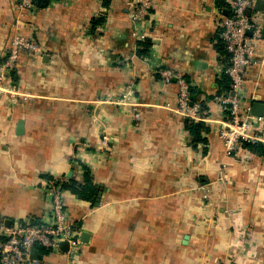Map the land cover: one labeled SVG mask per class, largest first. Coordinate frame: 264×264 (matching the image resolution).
<instances>
[{"label": "crops", "instance_id": "crops-1", "mask_svg": "<svg viewBox=\"0 0 264 264\" xmlns=\"http://www.w3.org/2000/svg\"><path fill=\"white\" fill-rule=\"evenodd\" d=\"M127 1L55 0L28 12L21 0H0V64L17 33L41 48L20 52L16 94L0 93V245L16 223L47 218L46 177L81 182L85 166L93 202L65 193L70 220L88 235L80 264H264V155L242 147L226 155L217 137L227 0H153L144 57ZM257 12L262 29L241 88L250 106H264V11L247 9ZM159 68L181 74L203 104L205 142L192 146L177 86ZM128 84L137 124L112 103ZM43 262L67 264L63 254Z\"/></svg>", "mask_w": 264, "mask_h": 264}, {"label": "built area", "instance_id": "built-area-1", "mask_svg": "<svg viewBox=\"0 0 264 264\" xmlns=\"http://www.w3.org/2000/svg\"><path fill=\"white\" fill-rule=\"evenodd\" d=\"M258 0H227L228 13L222 17L219 39L223 44L228 58L222 66V73L230 80V92L214 97L219 106L222 120L219 122L217 137L221 143L223 153L230 155L242 143L264 146V128L262 117L251 114V106L244 101L241 88L245 83L247 68L252 64L255 55L254 41L260 38L261 21L259 12L256 16L249 15L250 9ZM264 2V0H261ZM33 0H21L20 8L32 12L35 10ZM129 10V19L133 25L131 36L137 40L146 39L142 28L149 11L154 7L153 0H131L126 2ZM250 36V37H249ZM21 51L39 54L41 48L32 39L21 34H15L8 45L5 59L0 64V93L16 94V87L11 83L16 71ZM155 73L166 82L174 81L177 86V111L185 119L200 121V107L191 102L190 84L181 74L170 69L159 68ZM7 86L4 88L3 84ZM126 106L133 121L137 124L142 121V115L133 101V85H126L119 98L114 102ZM107 136H101V145L106 146ZM63 177L44 179V194L48 200V216L39 224L33 222L16 223L3 235L5 240L0 245V264H41L29 258L31 250L41 248L48 255L63 254L68 264H77L81 257L82 243L80 228L69 218L65 192L61 185ZM211 189V188H210ZM208 186L202 187V198L207 199L210 194ZM66 243L65 252L60 250L61 244Z\"/></svg>", "mask_w": 264, "mask_h": 264}, {"label": "trees", "instance_id": "trees-1", "mask_svg": "<svg viewBox=\"0 0 264 264\" xmlns=\"http://www.w3.org/2000/svg\"><path fill=\"white\" fill-rule=\"evenodd\" d=\"M52 1L55 0H33V5L35 9H44L46 8ZM221 1V0H220ZM140 48L137 52V55L140 57H144L148 53V48L150 46V43L148 40H143L140 42ZM217 52L220 54V56L223 57L224 62H226L228 58V54L225 52V49L223 47V44L221 43L220 39L218 38V44L216 46ZM217 86H218V92L216 96H219L222 93L230 92V80L229 78L222 73L220 78L217 80ZM190 92L191 88H190ZM191 101L193 102V92L191 93ZM203 104H200V110H199V116L203 117ZM184 129L186 130L189 137H191V144L193 147L197 143H203L205 142V139L203 137L204 134H207L209 132L208 126L202 122V121H195L192 119H185V126ZM241 147L257 154L264 155V146L260 143L256 144H249V143H242ZM82 170H84V175L81 182H76L72 179H67L65 182L61 185L62 190L65 193H69L71 195H74L78 199L82 201H86L89 203H92L96 194V187L91 183L92 180L88 176V169L85 166H82ZM51 177H46V179H50ZM76 225V224H75ZM78 227V225H76ZM47 251L38 248V260L41 262V264H46L43 262V258L47 256Z\"/></svg>", "mask_w": 264, "mask_h": 264}, {"label": "water", "instance_id": "water-1", "mask_svg": "<svg viewBox=\"0 0 264 264\" xmlns=\"http://www.w3.org/2000/svg\"><path fill=\"white\" fill-rule=\"evenodd\" d=\"M254 7L257 11H264V2L261 0H258L255 4ZM264 113V106L263 104H261L260 102H252L251 104V114L255 117H262ZM17 133L20 134V132L22 131V124L19 123L16 129ZM100 197V193H98L97 198H96V205L98 204V200ZM88 235L86 233H81L80 234V241L86 243V239L85 237H87ZM67 249V244L66 243H62L60 250L62 252H65ZM29 258L32 260H37L38 259V251L33 249L30 251L29 253Z\"/></svg>", "mask_w": 264, "mask_h": 264}, {"label": "rangeland", "instance_id": "rangeland-1", "mask_svg": "<svg viewBox=\"0 0 264 264\" xmlns=\"http://www.w3.org/2000/svg\"><path fill=\"white\" fill-rule=\"evenodd\" d=\"M68 264V263H67ZM77 264H80L79 262Z\"/></svg>", "mask_w": 264, "mask_h": 264}]
</instances>
